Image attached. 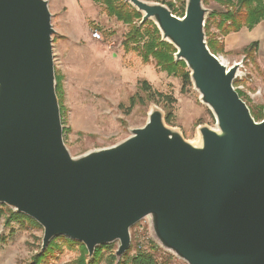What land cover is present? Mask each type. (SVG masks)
<instances>
[{"label": "water", "instance_id": "water-1", "mask_svg": "<svg viewBox=\"0 0 264 264\" xmlns=\"http://www.w3.org/2000/svg\"><path fill=\"white\" fill-rule=\"evenodd\" d=\"M175 49L215 126L186 141L152 108L144 126L114 146L72 157L56 96L51 14L45 0H0V206L88 259L148 219L156 244L185 264H264V110L256 122L234 89L240 64L208 49L202 0L184 15L160 3L121 0Z\"/></svg>", "mask_w": 264, "mask_h": 264}, {"label": "rangeland", "instance_id": "rangeland-1", "mask_svg": "<svg viewBox=\"0 0 264 264\" xmlns=\"http://www.w3.org/2000/svg\"><path fill=\"white\" fill-rule=\"evenodd\" d=\"M45 1L48 2L54 30L51 38L55 75L61 79L63 91L60 104L65 130L63 141L72 157L123 141L130 136L131 130L144 126L149 111L154 107L162 112L165 124L181 133L188 142L198 141L197 129L200 126L214 128L212 114L199 102L191 83L182 90L180 77L161 72L153 59L143 63L133 45L129 49L123 47L129 31L127 25L109 17L104 8L93 0ZM173 4L179 10L180 3L173 1ZM203 6L208 15L226 10L225 6L212 0ZM217 22L218 18L209 19L207 37H217V42L223 46V52L216 56L226 67L240 64L234 89L242 94L241 99L250 113L257 115L261 112L262 120L264 21L235 39L234 36L229 39L227 36L219 37ZM94 31L100 33L101 41L91 38ZM230 40H236V44L247 43L228 47ZM251 42H258V46L244 54L242 50ZM143 81L151 88L150 96L142 90ZM131 98H134L133 107ZM167 116L170 124L166 123ZM1 209L4 210L0 206ZM6 218L7 213L0 214V239L5 240L0 245V264H32L41 250L42 228L22 221L8 224ZM130 238V249L122 257L125 260L140 250L151 254L159 264H185L156 244L148 219L141 220L130 229ZM56 245L58 249L42 264H78L81 256L79 246L69 245L65 240L57 241ZM109 246L101 250L97 264L110 263L118 244Z\"/></svg>", "mask_w": 264, "mask_h": 264}, {"label": "trees", "instance_id": "trees-1", "mask_svg": "<svg viewBox=\"0 0 264 264\" xmlns=\"http://www.w3.org/2000/svg\"><path fill=\"white\" fill-rule=\"evenodd\" d=\"M147 2H155L165 5L171 13L181 18L184 15L185 0H143ZM173 1L180 3L179 10L175 8ZM209 0H202L203 4H206ZM218 2L226 7V10L215 13L211 12L205 22V36L208 49L213 55L223 52V46L217 42V37H211L208 39V21L210 18H218L216 28L219 33V37H226L232 33H238L241 29L252 30L259 23L264 21V0H212ZM95 4L100 5L104 8V11L109 17L115 18L116 21L127 25L129 31L125 36V40L122 43L125 49H129L133 45L134 49L140 53V57L143 63H148L150 59L155 61L156 67L168 75H176L181 78L182 90L186 86L190 85L189 72L186 71L185 64L183 62H175L173 55L175 49L166 42L161 41L159 31L156 26L151 21H146L143 24H139L142 15L138 13L131 5L122 2L121 0H93ZM136 21V23H135ZM258 46V42H251L242 51L243 53L249 52L251 49L255 50ZM56 82V96L58 99V104L60 108V113H62L61 102H63V91L61 87V79L55 75ZM142 90L151 95V88L147 82L143 81L141 83ZM240 98L242 94L236 91ZM168 100V98H166ZM130 105L134 106V98L130 99ZM263 109V108H262ZM251 112V111H250ZM261 112L257 115L252 114V117L256 122L261 121ZM62 115V114H61ZM166 123L170 124V117H166ZM65 130L63 129V134ZM0 210L1 215H6V222L9 224L12 221H22L28 224L39 227L31 219L13 213L9 209ZM59 240H65L69 245L79 246L81 256L78 260V264H97L98 259L101 255V250L109 248L110 246H102L95 250L94 256L91 260L87 258V252L81 244H77L72 240L64 237L55 238L52 240L46 250L42 253L39 252L37 256L33 259L32 264H42L46 258L58 249L56 242ZM4 239H0V245L4 242ZM152 243L153 247L157 246ZM87 261V263H86ZM109 264H159L151 254L147 252L138 250L137 253L132 256L129 260L122 258L119 262L116 261L115 256L111 257Z\"/></svg>", "mask_w": 264, "mask_h": 264}, {"label": "crops", "instance_id": "crops-1", "mask_svg": "<svg viewBox=\"0 0 264 264\" xmlns=\"http://www.w3.org/2000/svg\"><path fill=\"white\" fill-rule=\"evenodd\" d=\"M245 31L243 32V30H241V31H239L238 32V34L236 35V34H230V35H228L227 36V39H229L231 36L233 37L234 36V38L233 39H235L238 35H243V33H245L246 31H249V30H247V29H244ZM240 33V34H239ZM246 43H247V41H245ZM245 42L244 43H242V44H245ZM237 42H236V40H230L229 41V43H228V47H233V46H237V47H239V46H244V45H242L241 43H239V44H236Z\"/></svg>", "mask_w": 264, "mask_h": 264}, {"label": "built area", "instance_id": "built-area-1", "mask_svg": "<svg viewBox=\"0 0 264 264\" xmlns=\"http://www.w3.org/2000/svg\"><path fill=\"white\" fill-rule=\"evenodd\" d=\"M91 38L94 40V41H101V35L98 31H94L92 34H91Z\"/></svg>", "mask_w": 264, "mask_h": 264}, {"label": "bare ground", "instance_id": "bare-ground-1", "mask_svg": "<svg viewBox=\"0 0 264 264\" xmlns=\"http://www.w3.org/2000/svg\"><path fill=\"white\" fill-rule=\"evenodd\" d=\"M221 61V60H220ZM222 62V61H221ZM64 136V135H63Z\"/></svg>", "mask_w": 264, "mask_h": 264}]
</instances>
